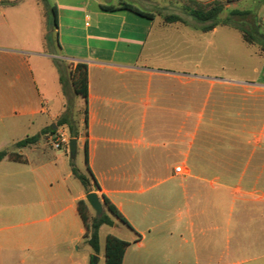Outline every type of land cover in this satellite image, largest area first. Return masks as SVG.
Instances as JSON below:
<instances>
[{"label": "crops", "instance_id": "0c3cea01", "mask_svg": "<svg viewBox=\"0 0 264 264\" xmlns=\"http://www.w3.org/2000/svg\"><path fill=\"white\" fill-rule=\"evenodd\" d=\"M103 5L109 4L57 3L60 49L40 54L32 45L7 41L39 40V0H0V153L7 152L0 160V202L17 200L13 212H0V264H39L40 252L84 243L78 203L92 192L101 200L106 196L130 224L117 219L130 243L124 264H264V84L243 88L255 100L245 118L204 112L195 117L192 108L179 107L177 86L185 75L144 56L155 18L108 13ZM93 19L94 25L87 22ZM40 59L58 61L65 90L58 70L39 87ZM79 63L88 65L89 104L85 135L75 117L77 150L83 147L86 163L87 144L100 189L93 182L87 192L72 167L61 176L53 164L49 206L63 208L44 231L38 220L39 139L17 144L42 134L52 138L67 126L56 124L73 108L66 91ZM82 103L76 95L75 112ZM196 120L208 124L195 128ZM176 122L183 125L174 128ZM64 151L71 154L70 145ZM179 167L184 174L176 173ZM4 218L15 223L2 225ZM102 257L101 246L97 261Z\"/></svg>", "mask_w": 264, "mask_h": 264}, {"label": "rangeland", "instance_id": "374dc122", "mask_svg": "<svg viewBox=\"0 0 264 264\" xmlns=\"http://www.w3.org/2000/svg\"><path fill=\"white\" fill-rule=\"evenodd\" d=\"M63 0H47L48 14L42 15L43 6L39 7V40H27L24 37L7 40L12 45H32L38 51L45 54L56 53L59 51V39L56 26L54 24V15L51 8L57 6ZM72 1V0H71ZM85 1L91 4L93 8L101 2L109 5H117L120 2L130 3L141 10L155 15L153 29L148 39L144 56L151 55L153 61L164 69L169 67L184 76L178 82L179 107L192 108L197 117L202 112L208 114H228L232 116L241 115L243 118L252 114L254 97L246 92L245 87L252 84H264V51L262 47V38L259 33H264V0H221L225 3V11L220 19L225 20L230 17V12L239 10L248 12V15L232 17V24L241 26L250 32L256 38L254 44L244 41L242 34L234 26L221 25L211 32H202V26L196 19L190 16L186 6L187 0H77ZM203 3L214 0H197ZM169 15H178L183 18L185 24L165 23V17ZM94 25V19L87 21ZM54 66V67H53ZM58 61L39 60V68L36 71L38 85L42 89L45 80L51 81L53 70H58ZM65 68L68 69V67ZM51 84V82L49 83ZM72 79L67 89V97L73 108L70 112V118L76 125L78 113V124L80 121L83 126L80 129L85 135V103L78 104V112H75L76 95L72 89ZM71 106V107H72ZM74 111V112H73ZM260 114L264 115V107L260 108ZM228 123H234L229 121ZM152 122L148 121V128ZM182 122H176L173 127L179 128ZM208 122H194L195 128L203 129ZM60 131L70 133L69 126L62 127ZM202 137H198L200 141ZM197 148V147H195ZM179 150L188 151V148L179 145ZM27 154V152H24ZM38 164H39V227L46 231L57 221L56 213L62 210V206L50 207L52 200V184L49 180L53 164L57 163L61 169V176L67 175L68 170L74 162L85 175L89 172L85 163V151L81 145L76 150L75 157L67 155L62 149L54 147V139L42 134L38 142ZM191 166V164H189ZM80 186L79 181H75ZM15 198L7 202H0V212L5 208L12 212L17 207ZM96 213L92 210L91 215ZM108 215L116 223L113 227L103 226L100 231L102 250L105 248L106 237L109 234L124 238L128 231L122 223L118 222L116 217L105 208L104 215ZM101 216V217H102ZM13 219L4 221L2 225H12ZM91 250L86 244L70 246L63 250L58 248L48 252H40L39 264H104V257L100 261H95V256H90ZM72 256L74 258L82 257L83 261L67 263L61 261L60 257ZM98 258V256H97ZM60 260V261H59Z\"/></svg>", "mask_w": 264, "mask_h": 264}, {"label": "trees", "instance_id": "16d2710c", "mask_svg": "<svg viewBox=\"0 0 264 264\" xmlns=\"http://www.w3.org/2000/svg\"><path fill=\"white\" fill-rule=\"evenodd\" d=\"M188 5L186 9L188 10L190 16L196 19L199 23L202 24L200 30L202 32H211L214 31L221 25L225 26H234L237 30L242 34L245 42L249 44H254L256 42V38L250 32L245 30L241 26H236L232 24V17L234 16H243L248 15V12H242L239 10H233L230 12V17L222 20L220 19L221 15L225 11V3L221 0H214L210 3H201L197 0H187ZM39 3L43 6L44 15L48 14V2L47 0H39ZM101 9L108 13H117L121 11H132L140 16L154 19L155 15L153 13L145 12L140 8L130 4V3H121L119 6L113 5H103ZM51 11L54 15V24L56 29L59 28V12L58 7L54 6L51 8ZM165 23L173 24V23H183L186 22L182 17L178 15H169L165 17ZM262 38V47L264 51V33H259ZM60 47V43H59ZM59 72L61 75V82L64 84V90L66 84V78L64 71L60 64H58ZM72 85L74 88L75 95L81 97L85 103V125H88V104H89V70L88 65L79 63L77 64L75 70L71 72ZM57 127H61L64 125L69 126L70 137L71 139L79 138V133L77 131V125L73 124L69 115L65 114L62 118L57 122ZM53 131V130H52ZM39 137L28 138L17 144L18 147H25L27 144L31 142H37ZM7 155V152L0 153V160H2ZM86 164L90 176L83 174L75 163H72V172L76 179H78L87 192L93 191V182L96 184L97 188L100 189L97 180L92 173L89 167V154H88V146L86 144ZM103 201L105 207L110 211V213L116 217L122 223L128 225L130 224L122 215L120 210L106 197L103 196ZM78 211L84 222L86 233L84 236V244H86L93 252L94 256H98L101 254V237L100 230L103 226L113 227L115 225L114 220H112L108 215H104L102 217H98L96 214L91 215L92 209L87 202V200H82L78 203ZM130 243L123 240L122 238L109 234L106 238L105 244V264H124V259L126 255V251Z\"/></svg>", "mask_w": 264, "mask_h": 264}, {"label": "water", "instance_id": "95a60500", "mask_svg": "<svg viewBox=\"0 0 264 264\" xmlns=\"http://www.w3.org/2000/svg\"><path fill=\"white\" fill-rule=\"evenodd\" d=\"M56 129V127H55ZM77 150V139H72L70 141V153L72 157H75ZM97 188V187H96ZM87 202L89 203L91 209L96 213V215L100 218L105 211L104 201L100 199L99 195L96 192H92L86 197ZM95 261L98 259L95 256Z\"/></svg>", "mask_w": 264, "mask_h": 264}, {"label": "built area", "instance_id": "2783aa9c", "mask_svg": "<svg viewBox=\"0 0 264 264\" xmlns=\"http://www.w3.org/2000/svg\"><path fill=\"white\" fill-rule=\"evenodd\" d=\"M52 139H54V147L56 149H62L64 146L70 145V137L65 131H57L53 136ZM176 173L178 174H184V170L179 167L176 169Z\"/></svg>", "mask_w": 264, "mask_h": 264}]
</instances>
